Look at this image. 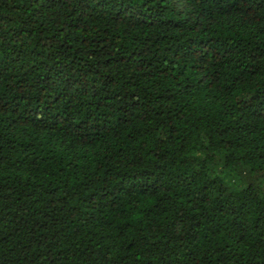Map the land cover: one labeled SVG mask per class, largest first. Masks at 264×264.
<instances>
[{"label": "trees", "instance_id": "trees-1", "mask_svg": "<svg viewBox=\"0 0 264 264\" xmlns=\"http://www.w3.org/2000/svg\"><path fill=\"white\" fill-rule=\"evenodd\" d=\"M0 264H264V0H0Z\"/></svg>", "mask_w": 264, "mask_h": 264}]
</instances>
